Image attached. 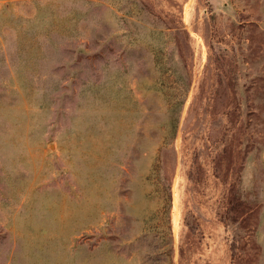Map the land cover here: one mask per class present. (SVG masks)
<instances>
[{
  "label": "rangeland",
  "instance_id": "rangeland-1",
  "mask_svg": "<svg viewBox=\"0 0 264 264\" xmlns=\"http://www.w3.org/2000/svg\"><path fill=\"white\" fill-rule=\"evenodd\" d=\"M0 264H264V0H0Z\"/></svg>",
  "mask_w": 264,
  "mask_h": 264
},
{
  "label": "trees",
  "instance_id": "trees-1",
  "mask_svg": "<svg viewBox=\"0 0 264 264\" xmlns=\"http://www.w3.org/2000/svg\"><path fill=\"white\" fill-rule=\"evenodd\" d=\"M178 69H170V73H171V76L174 78V80H178L179 77L181 76V71H177ZM165 89H163L164 91ZM185 90H186V85L184 86V94H185ZM170 93H167V94H170L169 95V103H170V107L173 109V111L175 110H179L181 108V106L183 105V102H184V95L182 96L183 98H180L178 99V101L176 102H172L171 98V93L173 91L169 90ZM175 101V100H174ZM177 108V109H176ZM176 132V131H175Z\"/></svg>",
  "mask_w": 264,
  "mask_h": 264
}]
</instances>
